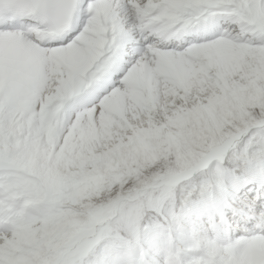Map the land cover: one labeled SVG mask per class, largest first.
I'll list each match as a JSON object with an SVG mask.
<instances>
[{
	"label": "snow or ice",
	"instance_id": "snow-or-ice-1",
	"mask_svg": "<svg viewBox=\"0 0 264 264\" xmlns=\"http://www.w3.org/2000/svg\"><path fill=\"white\" fill-rule=\"evenodd\" d=\"M0 264H264V0H0Z\"/></svg>",
	"mask_w": 264,
	"mask_h": 264
}]
</instances>
